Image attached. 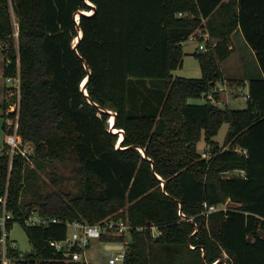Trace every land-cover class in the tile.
<instances>
[{"label":"trees","instance_id":"obj_1","mask_svg":"<svg viewBox=\"0 0 264 264\" xmlns=\"http://www.w3.org/2000/svg\"><path fill=\"white\" fill-rule=\"evenodd\" d=\"M88 1L94 6L0 0L3 76L20 78L19 97L5 86L3 128L13 133L8 108L19 101L17 132L33 146L27 156L12 155L6 144L0 153V216L11 212L7 229L19 222L31 243L24 253L9 236L8 256L19 264H86L67 260L66 247L51 241L66 239L75 220L124 219L131 229L123 264H264V0ZM78 10L92 12L77 24ZM192 36L207 45L193 52L202 75H174ZM236 49L246 75L233 80L221 64ZM245 81L243 109L208 99L211 93L220 101L218 83ZM103 109L116 112L115 128L125 134L120 146ZM224 123L230 129L219 143ZM54 161L71 166L79 191L57 179L27 200L37 169ZM205 203L229 204L207 211ZM32 215L48 221L28 224Z\"/></svg>","mask_w":264,"mask_h":264},{"label":"rangeland","instance_id":"obj_2","mask_svg":"<svg viewBox=\"0 0 264 264\" xmlns=\"http://www.w3.org/2000/svg\"><path fill=\"white\" fill-rule=\"evenodd\" d=\"M91 11V10H90ZM92 12V11H91ZM89 12V13H91ZM15 22V33L13 35L16 45H17V31H18V22L15 14H12ZM0 42V46H1ZM184 51L186 52L184 56L183 66L174 70V75L183 76V77H193L199 78L202 75L200 64L198 59L193 55V52L199 47L200 44H204V41L197 39L196 37H190L184 43ZM3 45V44H2ZM249 59L253 58L250 56ZM245 61L243 60V56L241 52L236 49L233 54L222 62V69L224 73L229 78L237 79L242 78L246 75V67ZM4 80L6 78L0 79V93L4 92L5 84ZM4 81V82H3ZM7 85L12 84L7 81ZM249 93V87L244 84H234V82L228 86L227 91L221 92V105H229L233 108L243 109L247 106V97L246 95ZM16 94L19 96L18 91ZM238 94V96H235ZM192 101H199L200 99H191ZM5 118L0 115V145L3 144L4 140L6 141L7 133L3 129V121ZM230 129L229 123H224L219 131V133L215 136V140L219 143H223L227 133ZM31 146V147H30ZM207 144L204 139L199 141L198 150L201 153L206 151ZM33 150L32 144L29 145V148L26 150V156L31 154ZM11 153V152H10ZM30 166L35 168V163L31 157L29 158ZM39 172V176L37 179V185L33 192L27 194V200L38 199L40 194H45L49 190H52L56 187L55 180L60 179V186L65 190H71L72 192H78V183L77 179L74 177L71 166L63 164L59 161L47 162L46 166L43 168L37 169ZM229 203L221 205V207L227 206ZM118 221L121 219H117ZM108 234H115L113 232H108ZM129 238V237H128ZM10 239L13 240L22 252H27L31 250V243L27 236L26 231L23 226L16 222L14 224V228L10 234ZM120 244V243H116ZM109 245L114 246V243H109ZM87 260L88 264H108L109 252L103 248V243L100 240H93L88 252H87ZM7 264H19L16 259L10 257V260Z\"/></svg>","mask_w":264,"mask_h":264},{"label":"built area","instance_id":"obj_3","mask_svg":"<svg viewBox=\"0 0 264 264\" xmlns=\"http://www.w3.org/2000/svg\"><path fill=\"white\" fill-rule=\"evenodd\" d=\"M93 4V3H92ZM18 34V31H17ZM205 38L208 39L209 35L205 34ZM206 43L200 44L201 49H207ZM7 81L12 83L13 89L10 92L11 95L18 91L20 96V78L17 77H9ZM218 90L225 91L226 88L224 86H218ZM18 96V97H19ZM208 99L212 101L214 104L221 105V101H217L213 95L210 93L208 95ZM8 112H14L15 116H8L6 119V123L9 128H13V133L7 134L6 141L3 145H0V153L4 151L5 144L10 146L11 154L21 153L26 156V150L29 148L30 142H23L22 138L18 135V120H19V101L10 104L8 108ZM31 147V146H30ZM246 152V151H245ZM2 201L5 202V198H1ZM205 207L207 211H215L221 208H225L216 205L208 206L205 203ZM13 218V214L9 211H4V213L0 216V226L3 230V235L0 239L1 247L0 254L2 264H7L10 260V257L7 254L8 250V237L10 236V232L7 229V224L10 219ZM48 219L43 218L38 215L29 216L27 219L28 224H40L46 223ZM56 221V219H54ZM69 226V235L66 239L61 241H51V245L57 249H63L66 247L65 256L69 261H84L88 264L87 260V252L93 242V240H100L103 243V248L109 252L108 264H123L126 250L129 243V231L131 229V225L127 220H114V219H104L101 222L96 224H88L84 221L75 220L68 224ZM153 229L156 230V226H153ZM108 232H113L115 234H123L125 235L122 240H112V241H104L102 240L103 234H108ZM109 243H114V246L109 245ZM116 243H120L119 245ZM16 243L12 241L11 246L16 247Z\"/></svg>","mask_w":264,"mask_h":264},{"label":"water","instance_id":"obj_4","mask_svg":"<svg viewBox=\"0 0 264 264\" xmlns=\"http://www.w3.org/2000/svg\"><path fill=\"white\" fill-rule=\"evenodd\" d=\"M87 2L89 3V4H91V5H93L90 1H88L87 0ZM94 6V5H93ZM93 12L95 11V7L93 8V10H92ZM82 14H88V13H86L84 10H78L76 13H75V15H74V17H75V20L77 21V24H79V21H80V16L82 15ZM82 36H83V31L80 29V27H79V35H78V37H76L75 39H74V41H73V46L74 47H76V45H77V43L79 42V40L82 38ZM89 79V76L83 81V83H82V89H83V91L88 95V92H87V90H86V82H87V80ZM104 111H106V112H108V113H110L112 116H111V118L109 119V123H110V129L113 131V132H115V133H117V134H119L120 136H121V134H122V137L124 138V130L123 129H116L115 127V123H116V112L115 111H113V110H110V109H103ZM112 117H113V120H111L112 119ZM122 138V139H123ZM122 141V140H121ZM117 145L118 146H120L121 145V142H118L117 143ZM141 151L143 152V155L144 156H146V153H145V150L144 149H141ZM163 186H164V183H163Z\"/></svg>","mask_w":264,"mask_h":264},{"label":"crops","instance_id":"obj_5","mask_svg":"<svg viewBox=\"0 0 264 264\" xmlns=\"http://www.w3.org/2000/svg\"><path fill=\"white\" fill-rule=\"evenodd\" d=\"M192 38H194V36H192ZM184 45V44H183ZM4 54H3V52L1 51V48H0V79L1 78H4V76H3V67H4ZM174 74V73H173ZM226 75V74H225ZM5 79V78H4ZM5 81V82H4ZM3 82H4V84H5V86H8L7 85V82H6V80H4ZM244 85H246L247 87H249V85H248V83H247V81H245V83H243ZM224 86L225 88H226V90L224 91V92H226L227 91V87L225 86V85H223L222 83H218V86ZM1 90V89H0ZM4 95H5V93L2 91V94L0 93V104H1V102L3 101V97H4ZM248 95V94H247ZM247 95H246V97H247ZM235 96H238V94H235ZM204 100H202L201 102H203ZM2 112H3V110H2V107H1V105H0V115H2ZM3 123H4V121H3ZM3 126V125H2ZM4 129V128H3ZM5 131V130H4ZM6 132V131H5ZM7 133V132H6ZM5 143V140H4V142H3V144ZM2 144V145H3ZM13 230V229H12ZM12 230H11V232H12ZM11 232H10V234H11Z\"/></svg>","mask_w":264,"mask_h":264},{"label":"bare ground","instance_id":"obj_6","mask_svg":"<svg viewBox=\"0 0 264 264\" xmlns=\"http://www.w3.org/2000/svg\"><path fill=\"white\" fill-rule=\"evenodd\" d=\"M84 11H85V10H84ZM85 12L89 14V12H91V11H89V10H86ZM111 120H113V117H112V119H111ZM122 138H123V137H122V134H121V136H120V139H119V141H118V142H120Z\"/></svg>","mask_w":264,"mask_h":264}]
</instances>
